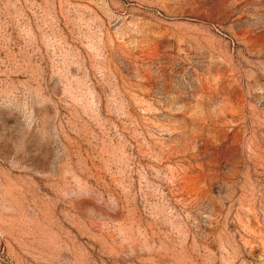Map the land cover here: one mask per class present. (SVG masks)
Returning a JSON list of instances; mask_svg holds the SVG:
<instances>
[{
    "label": "rangeland",
    "instance_id": "374dc122",
    "mask_svg": "<svg viewBox=\"0 0 264 264\" xmlns=\"http://www.w3.org/2000/svg\"><path fill=\"white\" fill-rule=\"evenodd\" d=\"M0 264H264V0H0Z\"/></svg>",
    "mask_w": 264,
    "mask_h": 264
}]
</instances>
